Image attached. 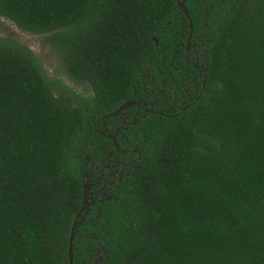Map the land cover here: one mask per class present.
<instances>
[{
  "label": "trees",
  "instance_id": "16d2710c",
  "mask_svg": "<svg viewBox=\"0 0 264 264\" xmlns=\"http://www.w3.org/2000/svg\"><path fill=\"white\" fill-rule=\"evenodd\" d=\"M181 1L201 75L176 0H0L83 87L0 35V264H67L108 150L133 164L82 212L73 264H264V0ZM165 98L176 110L111 115Z\"/></svg>",
  "mask_w": 264,
  "mask_h": 264
},
{
  "label": "flooded vegetation",
  "instance_id": "af4514ba",
  "mask_svg": "<svg viewBox=\"0 0 264 264\" xmlns=\"http://www.w3.org/2000/svg\"><path fill=\"white\" fill-rule=\"evenodd\" d=\"M188 48L186 47L184 58L186 62L192 64L198 70L199 75H201L202 70L205 68L200 60L201 58L198 56L188 57ZM189 94L190 92L187 93L186 98H184L181 103H185L187 100L190 99ZM133 101L134 104L132 106H136L133 118H135L139 114V112L141 111L140 109H143L142 111L150 113L168 114L170 111L176 110L177 108L176 106L170 105L168 103L169 101L166 98L165 100L157 99L154 102H142L141 100ZM126 120L127 117L120 118L121 124H119V128L122 127V123H124ZM103 131L104 135L108 137L112 143H114L115 150L119 151L120 148L116 143L117 131H109L105 128H103ZM132 151L136 150L133 149ZM136 153L139 155L140 151H136ZM100 163L101 164H99V166H94L91 164L88 170L84 173L82 183L83 198L85 197V209L82 211L83 214H86L89 209L93 207L97 202L102 203L104 199L111 198L112 186L116 181L120 180L122 176L127 174V172L122 168V166H125L127 168L133 164V162L130 160H117L116 155H113L112 151L109 150L106 152V154L101 157Z\"/></svg>",
  "mask_w": 264,
  "mask_h": 264
},
{
  "label": "rangeland",
  "instance_id": "374dc122",
  "mask_svg": "<svg viewBox=\"0 0 264 264\" xmlns=\"http://www.w3.org/2000/svg\"><path fill=\"white\" fill-rule=\"evenodd\" d=\"M8 34L17 37L29 46L38 55L50 76L61 78L66 84L78 92L83 91L81 85L72 82L64 73L59 58L51 51L49 45L44 40L43 34H33L24 31L17 27L11 20L0 15V35L5 36Z\"/></svg>",
  "mask_w": 264,
  "mask_h": 264
},
{
  "label": "water",
  "instance_id": "95a60500",
  "mask_svg": "<svg viewBox=\"0 0 264 264\" xmlns=\"http://www.w3.org/2000/svg\"><path fill=\"white\" fill-rule=\"evenodd\" d=\"M176 2L178 5V8L180 9V11L185 15V17L188 20L189 33H188L187 40H186V47L188 48L189 42L191 39L192 29H193L192 21L190 19L188 10H187L186 6L184 5V3L181 0H176ZM154 40L157 43L156 38H154ZM202 87H204V82L202 84ZM133 104H134L133 100H127V101L123 102L111 115H116L119 112H121V111L127 109L128 107L132 106ZM84 201H85V197L83 198L82 205L80 206L79 210L77 211V213L73 219L72 225H71L69 239H68L67 264H73V240L75 237L76 229L78 227L79 218L81 216L82 211L85 209Z\"/></svg>",
  "mask_w": 264,
  "mask_h": 264
}]
</instances>
